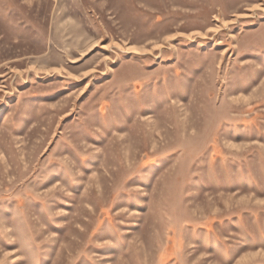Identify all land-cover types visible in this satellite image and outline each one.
<instances>
[{
	"label": "rangeland",
	"instance_id": "rangeland-1",
	"mask_svg": "<svg viewBox=\"0 0 264 264\" xmlns=\"http://www.w3.org/2000/svg\"><path fill=\"white\" fill-rule=\"evenodd\" d=\"M0 264H264V0H0Z\"/></svg>",
	"mask_w": 264,
	"mask_h": 264
}]
</instances>
